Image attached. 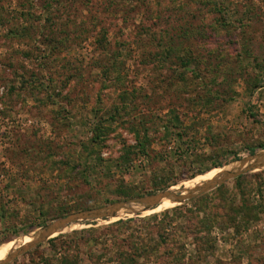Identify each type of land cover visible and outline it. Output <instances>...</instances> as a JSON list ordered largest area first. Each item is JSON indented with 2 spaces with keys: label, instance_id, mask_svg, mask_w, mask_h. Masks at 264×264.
Returning <instances> with one entry per match:
<instances>
[{
  "label": "rangeland",
  "instance_id": "1",
  "mask_svg": "<svg viewBox=\"0 0 264 264\" xmlns=\"http://www.w3.org/2000/svg\"><path fill=\"white\" fill-rule=\"evenodd\" d=\"M261 145L264 0H0V260ZM262 172L78 217L6 264H264Z\"/></svg>",
  "mask_w": 264,
  "mask_h": 264
},
{
  "label": "water",
  "instance_id": "2",
  "mask_svg": "<svg viewBox=\"0 0 264 264\" xmlns=\"http://www.w3.org/2000/svg\"><path fill=\"white\" fill-rule=\"evenodd\" d=\"M244 162H251L252 165L246 170H243V171H241L239 173L230 174L228 176L223 177L221 180L204 182V185H202V187H200L198 189H196V188L191 189L190 188V189L187 190V189L184 188L183 190H180V189L172 190V188H170L167 191H164V192L156 194V195H152V196H150L148 198L132 199V200L116 203V204L110 205V206H108V207H106L104 209L92 210V211L85 212V213H82V214L77 215V216H70V217L62 219V220H60L58 222H61L63 226H66L67 223L74 222L76 219H78V217H80L82 219L102 217V216L116 217V215L119 212H121V211H134V210H132L130 208L131 205H142V206H144L143 208H145V209H151V208H153V206L147 205L148 202L150 200H152V199L158 198L160 196V194H163V193L169 194L171 197H173L176 200V202L183 203V202L193 198L199 192H203V191H207V190L213 189L216 186H220L222 183H224V182H226V181H228L230 179H233V178H236V177L240 176L244 172L254 171L256 169H259L260 167H263L264 166V152H263V154H255V155L252 156L251 159H249L247 161H244ZM58 222H55V223H58ZM55 223H53V224H55ZM52 225L46 227L42 232L46 231ZM46 240H49V239H46ZM46 240H40L35 245L25 246V247H23L21 249H26V248H30L32 246H36V245H38V244H40V243H42V242H44ZM15 256H16V253L13 255L12 259ZM12 259H10V260H12ZM6 263H1V264H6Z\"/></svg>",
  "mask_w": 264,
  "mask_h": 264
},
{
  "label": "bare ground",
  "instance_id": "3",
  "mask_svg": "<svg viewBox=\"0 0 264 264\" xmlns=\"http://www.w3.org/2000/svg\"><path fill=\"white\" fill-rule=\"evenodd\" d=\"M252 165L251 162H239V163H236L234 165H228L226 166L225 168H221V169H216V170H223V169H226V172H220L221 174L217 175L216 178H214L213 181H218V180H221L223 177L225 176H228L230 174H234V173H239L243 170H246L248 169L250 166ZM215 170V171H216ZM257 170V169H256ZM214 172V171H213ZM204 185V184H203ZM202 187V186H200ZM199 186L198 187H195L196 189L200 188ZM191 189H194V188H191ZM179 203L176 202V200L171 197L169 194L167 193H163V194H160V196L156 199H152L148 202L147 205H151L153 206L152 209H150L149 211H147L146 213H157V212H160L162 210H165V209H169V208H172V207H175L177 206ZM144 206L142 205H131L130 208L132 210H140L142 209ZM145 209V208H144ZM148 210V209H147ZM122 212L124 211H121L119 212L116 217L120 216L122 214ZM137 215V214H136ZM130 217V216H129ZM128 217V218H129ZM72 227V226H71ZM65 230V226L62 225L61 222H58V223H55L53 224L50 228H48L46 231L44 232H40L39 234H29V235H26L25 237L23 238H20V240H22V243L20 246H18L16 248V250L9 254L8 256H6L5 258H3L2 260H0V264L1 263H6L7 261H9L10 259H12L13 255L18 251L20 250L21 248L25 247V246H29V245H35L37 244V242H39L40 240H46V239H51V238H54L56 236H58L59 234L63 233ZM16 240H19V239H16ZM14 240V241H16ZM13 242V241H11Z\"/></svg>",
  "mask_w": 264,
  "mask_h": 264
},
{
  "label": "trees",
  "instance_id": "4",
  "mask_svg": "<svg viewBox=\"0 0 264 264\" xmlns=\"http://www.w3.org/2000/svg\"><path fill=\"white\" fill-rule=\"evenodd\" d=\"M262 149H264V145L257 146V147H253V148L250 149V154H251V155H254L258 150H262ZM220 167H221V166H220ZM215 168H217V169H221V168H218V167H215ZM219 171L226 172V169L219 170ZM208 172H209V171H208ZM262 173H264V172H262ZM200 174H204V173H200ZM200 174H199V175H200ZM194 177H195V176H194ZM247 177H249V176H248V175H244V176H240V177H238V178L236 179L237 184H238L241 180H243V179H245V178H247ZM222 188H224V187H223V186L219 187V189H218L217 191L220 192ZM180 210H182L181 207L176 208L174 211H180ZM188 211H189V210H188ZM193 233H194V232H193Z\"/></svg>",
  "mask_w": 264,
  "mask_h": 264
}]
</instances>
